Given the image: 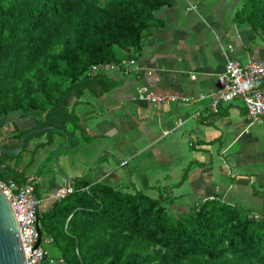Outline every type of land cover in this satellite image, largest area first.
<instances>
[{
    "label": "trees",
    "instance_id": "1",
    "mask_svg": "<svg viewBox=\"0 0 264 264\" xmlns=\"http://www.w3.org/2000/svg\"><path fill=\"white\" fill-rule=\"evenodd\" d=\"M103 1L100 6L98 0H0V121L13 113L25 118L42 112L36 128H47L26 139L19 154L0 153L1 181L26 184L34 156L52 147L56 137L71 147L93 141L83 137L74 108L84 96L100 97L118 83L106 72L92 74L91 68L134 61L146 32L159 23L155 14L173 2ZM233 20L264 42V0H241ZM57 42L63 48L47 65L56 80L49 82V74L40 69L27 78ZM26 132L15 126L14 137ZM41 138L28 166L20 169L29 143ZM51 159L32 176L39 200L40 174ZM73 181L71 194L37 212L42 239L52 240L65 264H264L263 217L250 219L245 210L214 199L174 213L169 211L174 198L164 188L152 199L87 177Z\"/></svg>",
    "mask_w": 264,
    "mask_h": 264
},
{
    "label": "crops",
    "instance_id": "2",
    "mask_svg": "<svg viewBox=\"0 0 264 264\" xmlns=\"http://www.w3.org/2000/svg\"><path fill=\"white\" fill-rule=\"evenodd\" d=\"M240 5L241 0H173L155 14L159 23L146 32L134 64L107 74L118 85L100 97L84 96L80 101L88 109L74 108L84 138L95 143L118 136L131 139L130 147L140 158L135 171L144 166L156 172L161 180L153 188L171 194L174 212L214 199L264 218V117L250 121L239 100L218 111L208 107L227 60L264 62V42L249 26L233 20ZM144 90L177 101L152 104L143 98ZM200 95L205 98L190 104L179 101ZM43 115L17 116L5 130L10 134L16 126L27 131ZM4 132L0 142L9 138ZM36 141L27 146L30 152L44 139ZM92 142L85 144L87 150ZM64 143L56 137L52 147L39 152ZM112 175L103 176L109 180ZM133 188L141 191L138 185ZM48 196H41L42 211L53 205ZM50 253L59 258L56 251Z\"/></svg>",
    "mask_w": 264,
    "mask_h": 264
},
{
    "label": "rangeland",
    "instance_id": "3",
    "mask_svg": "<svg viewBox=\"0 0 264 264\" xmlns=\"http://www.w3.org/2000/svg\"><path fill=\"white\" fill-rule=\"evenodd\" d=\"M105 2L106 1L98 0V4L100 6H103ZM62 48L63 45L61 42L55 43L52 49L37 62L35 69L32 70L26 77L31 79L34 78L35 70L40 69L43 74H49V82H53L54 80H56V78L52 77L51 73L48 72L47 65L50 66L52 56L57 55L62 50ZM44 64L46 65L43 66ZM21 91L22 88L21 90H19V93ZM21 94H23V92H21ZM36 98L41 101L43 99L42 96L37 97V95ZM77 107H79V110H86L89 108V106H87V104L85 103H81ZM20 113L21 112L13 113L3 118L0 121V133H2V130H4V133L7 136L9 133L6 132L5 128L14 125V121L17 119V116H19ZM14 130L15 126L13 127L12 132L9 134V137L15 136ZM3 135L4 134H2L0 138H4L5 136ZM94 141L92 142L94 144L91 150H87V147L85 146V144H91L90 142L84 143V145H82L81 147L79 146V144L69 149V144H67V146H56L51 149L50 152H38L39 154L36 153V155L34 156L33 164L27 170V174L30 176L35 175L39 170H41V164L46 161L49 156H51L52 159L48 162L47 165H45L42 173L40 174L39 180L41 193L46 194V196L49 195L48 197H51V194H53L57 189L60 188L71 190L74 189V179L91 177L92 182L99 181L102 183H108L112 186L126 188V190L130 192L134 190L133 185H138L140 186V190L144 195L152 199L158 198V187H153H155V185L158 183L156 179L161 180V178H159L156 175V172L151 170V168H144V166L140 169V172H138V170L135 171L134 164H137L140 158L139 155L136 154L134 149L130 147V138L126 136H118L115 139H105L102 141H97V143H95ZM35 142L37 141L33 140L32 143L34 144ZM60 147H64L63 149L65 151L63 153L59 152V154H57L58 150H62V148ZM30 151L31 150L28 147L25 153L22 154V167L28 166L31 160ZM52 151L54 152L53 154H51ZM103 152L107 153H105V156L101 159ZM10 164L13 165V162H11ZM105 172L106 174L108 172H111L112 174L114 173V175L110 176L108 180L107 177L103 176ZM129 175L132 176L131 178L135 179V183H131L132 181H130ZM168 207L169 206H167V208ZM169 211L173 212L171 207H169ZM42 247L47 250L49 256L54 257L53 253L50 252L52 250L55 252V250L50 245L45 246L43 244ZM147 252L151 253L152 250L148 249ZM44 264H47V260L46 262H44Z\"/></svg>",
    "mask_w": 264,
    "mask_h": 264
},
{
    "label": "built area",
    "instance_id": "4",
    "mask_svg": "<svg viewBox=\"0 0 264 264\" xmlns=\"http://www.w3.org/2000/svg\"><path fill=\"white\" fill-rule=\"evenodd\" d=\"M191 9H195L191 7ZM134 64L133 61L122 62V64L98 65L91 68V73L111 72L126 69ZM121 68V69H120ZM193 78V77H192ZM217 90L208 102L209 109L218 111L222 105H228L239 100L243 106L246 117L250 121H256L264 117V62L248 60L241 63L237 60H227L224 71L217 76ZM143 98L150 103L175 102L177 99L157 97L153 94L143 92ZM204 95L197 98H181L184 104L203 100ZM197 118L198 115L196 114ZM35 178L29 177L24 185L14 182H3L0 180V192L9 202L18 224L22 251L26 264H65L62 258L49 256L47 250L42 247L52 243L51 239H42L37 221V212L40 210L41 200L34 195ZM74 189H57L51 194L52 200H61L71 194ZM250 219L257 220L261 216L249 215ZM40 243L35 247L37 241Z\"/></svg>",
    "mask_w": 264,
    "mask_h": 264
},
{
    "label": "water",
    "instance_id": "5",
    "mask_svg": "<svg viewBox=\"0 0 264 264\" xmlns=\"http://www.w3.org/2000/svg\"><path fill=\"white\" fill-rule=\"evenodd\" d=\"M35 122L21 138L0 142V153L15 155L23 151L26 139L42 130L43 128L34 129ZM64 148V147H60ZM71 144H69V149ZM56 153V152H55ZM37 221L39 219L37 218ZM40 243L37 241L35 247ZM0 264H26L22 251L18 224L11 206L5 196L0 192Z\"/></svg>",
    "mask_w": 264,
    "mask_h": 264
},
{
    "label": "flooded vegetation",
    "instance_id": "6",
    "mask_svg": "<svg viewBox=\"0 0 264 264\" xmlns=\"http://www.w3.org/2000/svg\"><path fill=\"white\" fill-rule=\"evenodd\" d=\"M34 129H39V128H36V126L34 127ZM29 131V129L27 130V132ZM9 139H11V140H15V139H18L17 137H9V138H7L6 140H3V141H7V140H9ZM2 142V141H1Z\"/></svg>",
    "mask_w": 264,
    "mask_h": 264
},
{
    "label": "clouds",
    "instance_id": "7",
    "mask_svg": "<svg viewBox=\"0 0 264 264\" xmlns=\"http://www.w3.org/2000/svg\"><path fill=\"white\" fill-rule=\"evenodd\" d=\"M129 62V61H128ZM134 62V61H133ZM131 66V65H130ZM129 66V67H130ZM129 67L128 68H126V69H129ZM121 70H125V69H121ZM121 70H117V71H121ZM111 72H115V71H111ZM107 73H110V72H107ZM229 105V104H228Z\"/></svg>",
    "mask_w": 264,
    "mask_h": 264
}]
</instances>
